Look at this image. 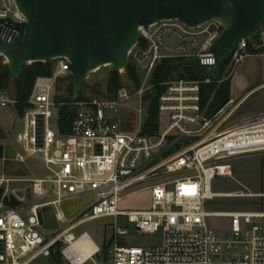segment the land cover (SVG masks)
Returning <instances> with one entry per match:
<instances>
[{
    "label": "built area",
    "instance_id": "1",
    "mask_svg": "<svg viewBox=\"0 0 264 264\" xmlns=\"http://www.w3.org/2000/svg\"><path fill=\"white\" fill-rule=\"evenodd\" d=\"M8 16L19 22L26 20L12 4L0 10V17ZM224 26L219 19L198 27L172 19L139 27V40L129 59L144 72L143 82L134 92L121 88L113 99L95 97L72 102L76 113L68 133L59 129L58 110L64 102L58 103L53 92L58 77L70 75L68 61L56 60L58 70L37 79L17 141L24 144L29 155L41 154L49 176L34 179L0 175V264H31L39 257L54 258L56 253L62 264H98L97 260L101 264H264V231L255 221L264 217V211L211 209L217 199L262 196L241 190L214 192L213 184L218 176H232L233 159L264 152V114L225 126L243 103L231 99L208 117L201 108V86L214 80L207 68L209 76L205 79L161 83L158 124L160 116L165 115L168 126L164 130L159 127L156 133L144 131L145 97L157 94L151 82L156 66L163 59L180 57L200 58L202 64L214 65L209 49ZM18 35L12 25L0 24L2 41L13 42ZM198 36L206 39L192 53ZM169 40L179 46H168ZM254 55L264 56V25L255 38H243L234 46L222 80L229 78L242 60ZM16 103L0 91L1 107ZM122 110L129 111L133 118L122 119ZM39 116L44 124L42 147L37 145ZM124 123L130 125L129 129ZM171 137L172 142L184 140L185 144L167 155L165 148ZM16 159L25 161L18 151ZM2 160L6 162L7 158L3 156ZM27 182L32 183L31 193L37 201L6 204L10 191L26 188L11 184ZM143 192L149 194L148 207L126 208L128 199ZM87 198L91 199L88 204L70 217L65 204ZM46 207L52 208L59 225L54 229L57 233L49 237L41 233L40 229H48L38 216ZM98 219H108L104 225L109 236L101 247L86 232L78 236L73 233ZM213 219L223 222L212 223ZM64 223L69 225L61 229ZM144 235L156 238L157 243L137 244L138 237ZM84 236L91 244L81 242Z\"/></svg>",
    "mask_w": 264,
    "mask_h": 264
},
{
    "label": "water",
    "instance_id": "2",
    "mask_svg": "<svg viewBox=\"0 0 264 264\" xmlns=\"http://www.w3.org/2000/svg\"><path fill=\"white\" fill-rule=\"evenodd\" d=\"M26 20L0 17V24L12 25L19 33L13 42L0 39V54L11 74L19 77L25 64L66 59L76 100L90 73L104 66L120 71L127 67L129 55L139 40V27L177 19L188 27H198L219 19L225 26L209 49L215 64H202L200 58L182 63L198 69L209 68L220 82L221 61L228 58L243 38H255L264 25V0H13ZM61 103L62 98L58 97ZM121 118L132 119L127 110ZM125 129L130 125L123 124ZM132 126V125H131ZM43 117L39 116L37 145L43 146ZM12 144H0V175L32 177L27 163L16 159ZM7 161L4 162L2 157ZM90 198L65 204L70 217L82 210ZM44 229H58L52 208L39 214Z\"/></svg>",
    "mask_w": 264,
    "mask_h": 264
},
{
    "label": "rangeland",
    "instance_id": "3",
    "mask_svg": "<svg viewBox=\"0 0 264 264\" xmlns=\"http://www.w3.org/2000/svg\"><path fill=\"white\" fill-rule=\"evenodd\" d=\"M12 4V8H14L13 0H0V10L6 8ZM206 36H198L197 42L194 51L192 53H196L202 44L204 43ZM168 46L170 47H178L179 43L175 40L167 41ZM129 61H131L129 59ZM0 63L7 64L6 59L1 56L0 54ZM135 65V64H134ZM136 66V65H135ZM239 66V67H238ZM240 67H247L249 73L255 77L259 76L261 70V64L257 60H249L244 59L242 60L236 68ZM59 64L58 61L54 60L53 62V74L58 70ZM112 66H104L97 71L90 73L88 79L85 81L84 88L82 94L84 99L87 98H108L113 99L114 96H108L107 93V84L110 72L112 71ZM137 73L139 75L140 84L143 82L144 79V72L140 70L137 66ZM197 71H203V69L196 68ZM233 70V72H234ZM119 76L122 81V88H127L128 91L134 92L135 84L133 79H131L128 75L127 68L124 70L118 71ZM177 75V73H176ZM67 76L58 77L57 85L60 90L57 89V86L53 87V92L57 96L67 97L68 94L66 92V85L68 81H66ZM225 77V74L223 75ZM43 80H39L38 82L41 83ZM97 90L99 93L94 92ZM8 97L15 99L14 97V88L11 85L8 91H3ZM149 95V94H148ZM233 98L236 103L240 102L242 98L237 96V92L233 90L232 92ZM138 102V101H136ZM148 106V102L146 100V107ZM264 114V88L252 94L248 99H246L242 105L238 108L235 115L227 122V125H231L234 122H238L243 118L246 117H255ZM159 127L161 130H164L168 126V119L167 116L161 115L159 118ZM224 126V127H225ZM24 130V122L21 116H19L16 105H8L6 107L0 106V141L4 143H11L15 146L17 151L21 153L25 157V162L31 169L33 176L32 178H47L49 176V172L46 170L41 154L38 153L36 155H29L25 149L23 143H18L17 135L19 133H23ZM187 141V140H186ZM178 142L175 140L167 145L165 150L168 152L167 155L173 153L174 151H170L171 148ZM181 144H185L184 140ZM164 150V151H165ZM232 164V176L231 177H222L218 176L214 180L213 184V191L214 192H227V191H245L252 194H262V196H256L246 199H221L227 203V208L234 209V208H245L252 211H264V152L259 154L248 155L240 158H235L231 161ZM32 186L31 182L27 183H19V184H11V187H26L23 191L20 192H13L10 191L8 194V201H11L13 198L17 200L19 203L15 204L18 206L19 204L31 203L32 201H37V198L33 196L31 193L30 187ZM3 196V192L1 194ZM1 201V197H0ZM124 205L126 208H146L149 205V194L147 192L139 193L134 197L128 199ZM227 208H220L218 206L211 207L214 211H223L227 210ZM108 219H98L94 221H89L77 229L73 230V233L78 236L79 234L86 232L89 237L93 240V242L98 246L101 247L105 238L109 236V230L105 227V223ZM255 221L261 225L264 231V217L257 218ZM71 222V221H70ZM223 222L220 219H213L212 223L220 224ZM69 223H64L61 225V229L67 227ZM105 230L108 231L105 234ZM41 233L44 236H52L57 233L54 230H43L40 229ZM106 236V237H105ZM156 238L150 236H140L137 239V244L141 246H149L157 243ZM56 261L54 258H45L39 257L31 264H50L55 263ZM98 264H101L99 260H97ZM87 264H93L91 261Z\"/></svg>",
    "mask_w": 264,
    "mask_h": 264
},
{
    "label": "trees",
    "instance_id": "4",
    "mask_svg": "<svg viewBox=\"0 0 264 264\" xmlns=\"http://www.w3.org/2000/svg\"><path fill=\"white\" fill-rule=\"evenodd\" d=\"M184 58H166L159 63L153 73L152 84L155 85V91L157 94H149L145 97V100L148 102L146 107V119L144 131L146 133H156L159 129L158 124V94L163 89L160 86L161 83L171 80V79H205L209 76L206 70L197 71L196 68L183 65ZM53 62L54 60H49L47 62H35L32 64H25L22 68L19 77H15L11 74L8 64L0 63V91H8L11 85L14 88V97L17 101L16 110L19 116L23 117L25 109L28 107V101L35 87L36 81L41 77H50L53 75ZM231 56L221 61L220 64V75L221 80L223 75L227 74L228 68L230 66ZM128 75L133 79L135 87L140 86L139 75L137 73L136 66L128 61L127 64ZM177 73V75H176ZM68 84L66 85L67 97L56 96L62 98L63 105L59 107L58 110V126L61 133H68L71 129L72 121L75 117L76 107L72 102L80 101L84 99L82 94L83 89L78 95L76 100L72 99L73 95V83L71 76L66 77ZM122 81L119 76L118 70L112 69L109 75L108 84H107V93L108 96H116L117 92L122 88ZM84 88V86H83ZM231 77L223 79L220 82L212 80L209 83H204L201 86V108L205 111V114L210 117L216 113L226 102L231 100ZM57 89L60 88L57 85ZM94 92L99 93L96 89ZM171 142L174 140L170 138ZM182 141L176 142L175 145L171 148L170 151H175L179 149L182 144ZM3 190L0 189V196ZM6 204L15 206L19 202L14 198L11 201H8L6 198ZM227 203L221 199H217L211 204V207H220L227 208ZM104 252L107 253V247L104 249ZM54 258L57 260L58 264H62L61 257L59 253L54 254Z\"/></svg>",
    "mask_w": 264,
    "mask_h": 264
},
{
    "label": "crops",
    "instance_id": "5",
    "mask_svg": "<svg viewBox=\"0 0 264 264\" xmlns=\"http://www.w3.org/2000/svg\"><path fill=\"white\" fill-rule=\"evenodd\" d=\"M246 59L257 60L261 64L259 76L251 75L247 67L236 68L231 77V99L234 100L232 92L235 90L237 96L244 102L252 94L264 88V56H250ZM239 67V66H238Z\"/></svg>",
    "mask_w": 264,
    "mask_h": 264
},
{
    "label": "bare ground",
    "instance_id": "6",
    "mask_svg": "<svg viewBox=\"0 0 264 264\" xmlns=\"http://www.w3.org/2000/svg\"><path fill=\"white\" fill-rule=\"evenodd\" d=\"M81 242L83 243V244H91V241H90V239H89V237L88 236H84V237H82L81 238Z\"/></svg>",
    "mask_w": 264,
    "mask_h": 264
}]
</instances>
